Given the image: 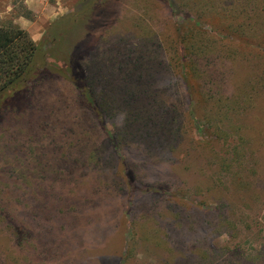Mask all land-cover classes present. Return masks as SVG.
Segmentation results:
<instances>
[{
	"label": "rangeland",
	"instance_id": "1",
	"mask_svg": "<svg viewBox=\"0 0 264 264\" xmlns=\"http://www.w3.org/2000/svg\"><path fill=\"white\" fill-rule=\"evenodd\" d=\"M196 2L0 0L44 63L0 108V264H264V18Z\"/></svg>",
	"mask_w": 264,
	"mask_h": 264
},
{
	"label": "trees",
	"instance_id": "2",
	"mask_svg": "<svg viewBox=\"0 0 264 264\" xmlns=\"http://www.w3.org/2000/svg\"><path fill=\"white\" fill-rule=\"evenodd\" d=\"M194 1H197L196 4L201 8L197 12L199 15L210 18L216 23L224 24L220 21L221 17L217 16L218 13L214 12L215 10H208L209 6L211 4L213 5L212 0ZM238 2L240 3V8L238 9L241 14L240 16L245 21L240 20L236 22L234 31L232 29L231 33L234 32L236 34L235 38H238L240 42H251L249 38L247 39L244 36V29H251L252 24L250 21H255V24L259 26V23L264 18V0H238ZM221 13L223 14V12ZM246 19L249 23H247ZM193 30L194 28L192 29L190 27L184 28L181 31L182 36L180 42L183 46L182 58L186 60L185 70L188 75L186 78L190 83L198 85L197 83L200 82V78L196 76L195 65L190 59L193 54L190 52L193 46L191 42L194 41ZM259 34L255 36L251 35L250 37L255 40H262L263 36ZM195 37L198 36L195 35ZM64 41H61L63 46ZM38 53L43 57L41 48L39 46L37 47L27 33L21 31L17 26L0 27V108L7 100L20 93L30 78L37 79L39 77L44 63L39 66L36 62ZM123 139H125L124 135Z\"/></svg>",
	"mask_w": 264,
	"mask_h": 264
}]
</instances>
